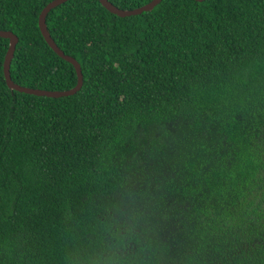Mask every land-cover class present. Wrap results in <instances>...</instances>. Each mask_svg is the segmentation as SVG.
<instances>
[{
	"label": "trees",
	"instance_id": "trees-1",
	"mask_svg": "<svg viewBox=\"0 0 264 264\" xmlns=\"http://www.w3.org/2000/svg\"><path fill=\"white\" fill-rule=\"evenodd\" d=\"M51 0H0L11 79L65 90ZM132 9L151 0H109ZM73 95L7 87L0 37V264H79L128 230L125 264H264V0H98L46 15Z\"/></svg>",
	"mask_w": 264,
	"mask_h": 264
},
{
	"label": "water",
	"instance_id": "water-1",
	"mask_svg": "<svg viewBox=\"0 0 264 264\" xmlns=\"http://www.w3.org/2000/svg\"><path fill=\"white\" fill-rule=\"evenodd\" d=\"M68 0H51L49 1L40 11L38 16V28L40 30V33L44 39V41L47 43V45L62 59L72 64L75 72L77 81L75 86L69 89L65 90H47V89H41V88H33L28 86H22L17 83H15L10 76V64L11 60L14 55L15 46L18 42V37L16 34H14L11 30H0V37L8 39V48L6 50L2 69H3V76L6 82V85L9 89L15 90L18 92H23L26 94H32L36 96H46V97H62V96H69L73 95L76 92H78L83 84V75L82 70L80 67V64L77 62V60L72 57L71 55L65 54L62 49L59 48V46L55 43L53 38L51 37L47 25H46V15L47 13L55 8L56 6L66 2ZM100 4L108 10L110 13L115 14L119 17H126L131 15H137L142 12L150 11L152 10L157 4L161 2V0H151L147 2L146 4H143L141 6L132 8V9H123L119 8L116 5H114L109 0H98ZM198 2H201L203 0H196Z\"/></svg>",
	"mask_w": 264,
	"mask_h": 264
},
{
	"label": "clouds",
	"instance_id": "clouds-1",
	"mask_svg": "<svg viewBox=\"0 0 264 264\" xmlns=\"http://www.w3.org/2000/svg\"><path fill=\"white\" fill-rule=\"evenodd\" d=\"M132 239V233L128 230L110 232V239L103 247L93 254L78 257L79 264H125L124 251L127 242Z\"/></svg>",
	"mask_w": 264,
	"mask_h": 264
}]
</instances>
